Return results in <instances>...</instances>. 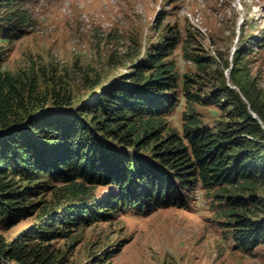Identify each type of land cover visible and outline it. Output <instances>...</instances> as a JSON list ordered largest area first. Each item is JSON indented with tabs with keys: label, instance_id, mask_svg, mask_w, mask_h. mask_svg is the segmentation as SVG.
Segmentation results:
<instances>
[{
	"label": "trees",
	"instance_id": "1",
	"mask_svg": "<svg viewBox=\"0 0 264 264\" xmlns=\"http://www.w3.org/2000/svg\"><path fill=\"white\" fill-rule=\"evenodd\" d=\"M4 7L9 11L0 22H9L10 30L2 32L0 24V34L5 40L24 36L28 11L16 0H0V11ZM167 38L137 64V71L78 104L68 90L43 91L37 78L4 71L7 54L0 44V215L16 224L38 208L34 196L56 185L61 202L59 209L44 211L34 230L11 241L0 233V264H5L2 258L60 264L45 244L50 238L76 224L109 218V211L187 207L186 198L198 185L225 207L224 215L236 225L237 247L248 251L264 241V218L247 217L258 210L254 192L264 184V153L249 146L252 138L246 137L255 136L251 127L259 123L245 109V123L208 126L192 109L185 113L183 133L171 127L167 116L176 106L179 74L167 59L176 42ZM203 58L194 60L205 66ZM190 86L188 101L219 103L214 94L191 93ZM101 186L111 192L99 201L94 192Z\"/></svg>",
	"mask_w": 264,
	"mask_h": 264
},
{
	"label": "rangeland",
	"instance_id": "2",
	"mask_svg": "<svg viewBox=\"0 0 264 264\" xmlns=\"http://www.w3.org/2000/svg\"><path fill=\"white\" fill-rule=\"evenodd\" d=\"M28 11L26 34L0 44L7 57L2 69L39 80L43 91L65 89L75 102L137 71V64L162 40L176 45L179 87L169 125L183 133L185 113H199L205 125L257 119L249 146L264 153V0H16ZM9 8L0 11L6 16ZM10 30L9 22H0ZM204 57L205 66L194 60ZM190 76L188 79L186 76ZM191 93L219 97V103L188 101ZM190 100V99H189ZM259 112V114H257ZM221 121V122H220ZM56 186L34 196L38 208L11 224L0 215V233L11 241L34 230L44 211L61 207ZM111 187L95 190L104 200ZM186 196V194L184 193ZM264 218V184L254 192ZM248 197V196H247ZM187 207L168 206L153 213L134 208L109 211V218L71 226L50 238L60 264H264V241L246 251L237 247L231 217L216 205L213 193L198 185ZM252 208L255 205L250 206ZM257 211V212H256ZM41 242V240H38ZM5 264H20L15 261Z\"/></svg>",
	"mask_w": 264,
	"mask_h": 264
}]
</instances>
